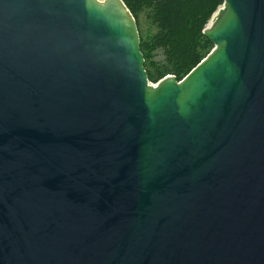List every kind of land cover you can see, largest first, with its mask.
<instances>
[{"label":"water","instance_id":"water-1","mask_svg":"<svg viewBox=\"0 0 264 264\" xmlns=\"http://www.w3.org/2000/svg\"><path fill=\"white\" fill-rule=\"evenodd\" d=\"M211 18L153 85L122 0H0V264H264V0Z\"/></svg>","mask_w":264,"mask_h":264},{"label":"trees","instance_id":"trees-1","mask_svg":"<svg viewBox=\"0 0 264 264\" xmlns=\"http://www.w3.org/2000/svg\"><path fill=\"white\" fill-rule=\"evenodd\" d=\"M122 1L136 20L149 82L168 75L181 80L214 47L204 29L223 0ZM140 16L153 28L146 35L140 31Z\"/></svg>","mask_w":264,"mask_h":264},{"label":"rangeland","instance_id":"rangeland-1","mask_svg":"<svg viewBox=\"0 0 264 264\" xmlns=\"http://www.w3.org/2000/svg\"><path fill=\"white\" fill-rule=\"evenodd\" d=\"M209 21L212 23V18H210ZM139 22H140L139 23V25H140V31L143 33V35H146L147 33H150L151 31H153V28H151L149 26V24L145 21V19H144L143 16H140Z\"/></svg>","mask_w":264,"mask_h":264},{"label":"built area","instance_id":"built-area-1","mask_svg":"<svg viewBox=\"0 0 264 264\" xmlns=\"http://www.w3.org/2000/svg\"><path fill=\"white\" fill-rule=\"evenodd\" d=\"M153 85H154V83H153Z\"/></svg>","mask_w":264,"mask_h":264}]
</instances>
